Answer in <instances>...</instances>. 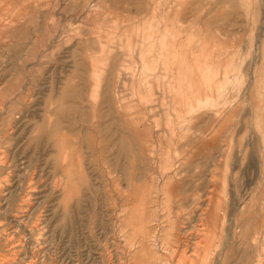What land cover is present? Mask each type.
Wrapping results in <instances>:
<instances>
[{
  "label": "rangeland",
  "instance_id": "rangeland-1",
  "mask_svg": "<svg viewBox=\"0 0 264 264\" xmlns=\"http://www.w3.org/2000/svg\"><path fill=\"white\" fill-rule=\"evenodd\" d=\"M0 85V230L28 262L135 264L139 203L160 264L179 229L212 237L196 264H264V0H0ZM222 183L210 234L192 198Z\"/></svg>",
  "mask_w": 264,
  "mask_h": 264
},
{
  "label": "bare ground",
  "instance_id": "bare-ground-1",
  "mask_svg": "<svg viewBox=\"0 0 264 264\" xmlns=\"http://www.w3.org/2000/svg\"><path fill=\"white\" fill-rule=\"evenodd\" d=\"M27 50V49H26ZM5 54V53H4ZM5 82V81H4ZM3 82V83H4ZM2 83V84H3ZM4 85V84H3ZM0 86H2V85H0ZM4 95V94H3ZM1 100V99H0ZM1 102V101H0ZM13 132V131H12ZM5 135V134H4ZM35 136V135H34ZM62 140V139H61ZM56 141H57V139H56ZM57 146V145H56ZM63 147H65L64 145H63ZM63 147H62V149L60 150V151H62V152H64V154L65 153H67V152H65L64 151V149H63ZM67 147V146H66ZM61 152V153H62ZM5 155V154H4ZM60 155V154H59ZM63 155V154H62ZM66 155V154H65ZM65 155H63L62 157H60L63 161L65 160ZM67 155H68V153H67ZM64 158V159H63ZM68 158V157H67ZM240 159V158H239ZM68 160V159H67ZM243 160V159H242ZM71 161H69V163H70ZM68 162H65V164L64 165H62V168L64 169V168H66V169H68L69 168V166H70V164H69ZM177 163V162H176ZM72 164V163H71ZM173 165H175L174 163H173ZM67 171V170H66ZM66 171H64L65 172V178L68 180V177H69V175H66L67 173H66ZM175 171V170H174ZM68 176V177H67ZM72 178V177H71ZM72 181V180H71ZM5 183V182H4ZM216 185H218V184H214V185H212L211 186V191H208V200H207V202H206V200L204 201V202H200L199 201V199H200V196L198 197V195H194V197L192 198V206H191V208H192V210H191V212L190 213H192V212H194V213H196V210H195V208H199L200 206V208L202 209L201 211H202V214L203 215H205V213L208 215H206L207 217H208V219H206V221H205V219H204V221H205V225H206V227H208L209 229H208V231H209V233L211 234V232L213 233V231L215 232L216 231V228L218 227L219 229H220V231H224L225 230V220H226V214H227V212L230 210L229 209V205H228V199H227V189H225L224 188V185H223V183L220 185V192L218 191V193L216 192V190L218 189V187L217 188H215L216 187ZM215 186V187H214ZM63 187V186H62ZM82 187V186H81ZM210 187V186H209ZM206 188H208V186L206 187ZM79 189H81V188H79ZM6 190H8V189H6ZM63 190V189H62ZM8 193V194H7ZM6 193V195H5V193L4 194H2V199L3 198H5V199H9L10 197H11V195H12V192L11 191H8ZM66 194V192H64V194H63V199H61L62 200V203H61V205H63V207H62V210H63V213H61V214H63L62 215V222H65L66 220H68V218H69V215H70V210H71V205H70V202H68L67 200L68 199H65V197L67 198V196L65 195ZM76 194V193H75ZM206 194V193H205ZM193 195V194H192ZM69 196V195H68ZM206 196V195H205ZM219 197L221 198L220 200H219ZM75 199H76V196H75ZM79 199H80V197H79ZM73 201V200H72ZM4 202V201H3ZM8 201H6V203H7ZM26 202V201H25ZM78 202H80V201H78ZM83 202V201H82ZM2 204V203H1ZM8 205H9V203H7ZM5 205V204H4ZM79 205V204H78ZM84 205V204H83ZM127 205V204H126ZM198 205H200V206H198ZM246 205V204H245ZM21 206V205H20ZM81 206V205H80ZM241 207L243 206L244 207V205H240ZM249 206V205H248ZM247 206V207H248ZM131 207V206H130ZM75 208H76V206H75ZM80 208V207H79ZM82 209H83V207H81ZM245 208V207H244ZM23 209V208H22ZM48 210V209H47ZM242 210V209H241ZM240 210V211H241ZM248 210H249V208H248ZM19 211V210H18ZM80 211V210H79ZM132 218L131 219H133V221H134V223H135V230L137 231V233L136 234H139V236H140V238H139V240H138V246L139 247H141V253L143 254V258H140V257H137L136 258V263L135 264H160V262H162V261H164V259H162V258H160L159 257V255L157 256L156 254H153V253H151V252H149V250L150 249H146L147 247H145L144 248V246H145V244H146V241H147V237H148V227H147V223H148V219L149 218H147V212H146V209L141 205V204H137V207H135V208H133L132 209ZM182 211V210H181ZM200 211V212H201ZM28 212V211H27ZM180 212V211H179ZM234 212V211H233ZM16 213H18L17 211H16ZM21 213V212H20ZM78 213V212H77ZM80 213H82V212H80ZM182 213V212H181ZM23 214V213H22ZM30 214V213H29ZM60 214V215H61ZM183 214V213H182ZM201 214V213H200ZM200 214H197L198 215V217H200ZM230 214V213H229ZM18 215V214H17ZM175 215H176V213H175ZM231 217H232V215H230ZM229 216V217H230ZM15 217V216H14ZM185 217V216H184ZM184 217H182L181 215H176L175 216V221L174 222H172V224H175V222L176 221H182V219H184ZM204 217V216H203ZM202 217V218H203ZM20 218V217H19ZM161 218V217H160ZM172 218V217H171ZM187 218V217H186ZM202 218L201 219H197L198 221H201L202 220ZM205 218V217H204ZM22 219V218H21ZM21 219H19L20 221H21ZM113 219V218H112ZM157 219H159V218H157ZM193 219V218H192ZM231 219V218H230ZM16 220V219H15ZM160 220V219H159ZM196 220V219H195ZM18 220H16V222H17ZM60 221V222H61ZM244 221V220H243ZM254 221V220H253ZM12 222V220L10 221V222H8V223H6V225H8V224H10ZM15 222V221H14ZM40 222V221H39ZM232 222V221H231ZM247 222V221H246ZM21 223V222H20ZM19 223V224H20ZM43 223V222H42ZM42 223H41V225H42ZM158 223V222H157ZM199 223V222H198ZM202 223V222H201ZM200 223V224H201ZM226 223H228V222H226ZM243 223V222H242ZM253 223V222H252ZM13 224V223H12ZM19 224H18V226H19ZM39 224V223H38ZM46 224V223H45ZM64 225H65V223H63ZM67 224V223H66ZM182 224V223H181ZM230 224H232V223H230ZM229 224V225H230ZM22 225V224H21ZM68 225V224H67ZM229 225H228V227H229ZM257 225H259V224H257ZM0 226H1V224H0ZM37 226H39V225H37ZM43 226V225H42ZM42 226H40V228L42 227ZM61 226L63 227V225H62V223H61ZM152 226V225H151ZM155 226V225H154ZM163 226V225H162ZM179 226V225H178ZM177 226V227H178ZM4 227H5V225H4ZM3 227V228H4ZM9 227V226H8ZM14 227V228H13ZM15 227H17V225H13V226H11L10 225V227L8 228V233L7 232H4V231H2V230H0V264H33L31 261H29L28 262V256H27V252L25 253V252H22L21 253V251H20V249H17V248H20L21 247V244L18 242V240H19V238H20V233L18 232V231H16L15 230ZM65 227V226H64ZM11 228H13V229H11ZM43 228V227H42ZM158 228V227H157ZM174 228V227H173ZM205 228V227H204ZM240 228V227H239ZM1 229H2V227H1ZM5 229H6V227H5ZM9 229H11V230H9ZM19 229V228H18ZM32 229V228H31ZM30 229V235L31 236H33L34 234H35V232H36V230H37V233H39V231H40V229L39 228H35L34 229V231L33 230H31ZM44 229V228H43ZM43 229H42V231H43ZM66 229V228H65ZM178 229V228H177ZM201 229H202V227H201ZM201 229H199V230H201ZM231 229V228H230ZM229 229V230H230ZM251 229V228H250ZM256 229V228H255ZM159 230V229H158ZM198 230V231H199ZM226 230H228V229H226ZM63 230H61V232H62ZM65 231V230H64ZM63 231V232H64ZM69 231V230H68ZM179 231V232H178ZM202 231V230H201ZM232 231V230H231ZM230 231V232H231ZM246 231V230H245ZM248 231H250V230H248ZM49 232V231H48ZM183 229H179V230H177V233L174 235L173 234V236H172V238H170L169 237V239H170V241L173 243V244H175L174 245V247L177 249V251H179V252H181L182 254L181 255H183V257L181 256V258H177V256L175 257L176 259H178V260H175V261H173V259H171L170 260V262L171 263H173V264H196L199 260H201L200 258H201V254L203 255V253H205V251H206V249H208V248H210L211 247V244H212V237H211V235H208V233H207V235L206 236H204V237H202V236H200V237H198V234H197V236L196 237H194L193 238V240H192V242H188L187 240H184V238H183ZM205 232V231H204ZM203 232V233H204ZM206 232H207V228H206ZM205 232V233H206ZM228 232V231H227ZM36 233V234H37ZM114 233V232H113ZM171 233V232H170ZM174 233V232H173ZM184 233H187V232H184ZM202 233V232H201ZM202 233V234H203ZM204 233V234H205ZM226 233V232H225ZM239 233V232H238ZM253 233V232H252ZM39 234H43V235H45L44 234V232L43 233H39ZM214 234V233H213ZM220 234V233H219ZM250 234V233H249ZM22 235V234H21ZM25 235V234H24ZM195 235V234H194ZM200 235V234H199ZM216 235H218V234H216ZM245 235H246V233H245ZM244 235V236H245ZM40 236V235H39ZM42 236V235H41ZM50 236V235H49ZM54 236V235H53ZM185 236V235H184ZM213 236V235H212ZM230 236V235H229ZM38 237V236H37ZM246 237H247V235H246ZM256 237V236H255ZM41 238V237H40ZM44 238H46V237H44ZM49 238H51V237H49ZM54 238V237H53ZM186 238V237H185ZM226 239H227V236L225 237ZM231 238V237H230ZM248 238V237H247ZM252 238H253V236H252ZM46 239H48V238H46ZM188 239V238H187ZM25 240V239H24ZM23 240V241H24ZM38 240H39V237H38ZM54 240V239H53ZM52 240V241H53ZM60 240V239H59ZM159 240V239H158ZM189 240V239H188ZM49 241H51L50 239H49ZM48 241V242H49ZM229 241V240H228ZM251 241V239L249 240V242ZM258 241V240H257ZM149 242V241H148ZM241 242V241H240ZM239 242V243H240ZM253 242H256V241H254L253 240ZM44 243H46V242H44ZM67 243V242H66ZM223 243V242H222ZM225 243H227V242H225ZM159 244V243H158ZM171 244V243H170ZM247 244V243H246ZM255 244V243H254ZM74 245V244H73ZM160 245V244H159ZM228 245V244H227ZM224 246V245H223ZM222 246V247H223ZM226 246V245H225ZM255 246V245H254ZM41 247H44V246H41ZM164 247H165V245H164ZM228 247V246H227ZM226 248V247H225ZM159 249H160V247H159ZM163 249V248H162ZM152 250V249H151ZM45 251H47V250H45ZM37 252V251H36ZM39 252V251H38ZM174 252H175V250H172V255L174 254ZM41 253V252H40ZM44 254H47V253H45V252H43ZM242 254V253H241ZM249 254V253H248ZM30 255V254H29ZM207 255V254H206ZM22 256V257H21ZM32 256V255H31ZM34 256H35V253H34ZM219 257V256H218ZM222 257V256H221ZM31 258V257H30ZM29 258V259H30ZM77 258V257H76ZM160 258V259H159ZM226 259V258H225ZM259 259V258H258ZM47 260V259H46ZM45 260V261H46ZM167 260V259H166ZM260 260V259H259ZM264 260V259H263ZM43 261V260H42ZM44 261V262H45ZM53 261V260H52ZM31 262V263H30ZM175 262V263H174ZM202 262V261H201ZM204 262V261H203ZM224 263H225V261H223ZM263 262V261H262ZM41 263H43V262H41ZM46 263V262H45ZM49 263H51V262H49ZM52 263H54V262H52ZM71 263V262H70ZM69 263V264H70ZM167 263V262H166ZM44 264V263H43ZM55 264V263H54ZM170 264V263H169ZM253 264H260L259 262H257V260L256 261H254V263Z\"/></svg>",
  "mask_w": 264,
  "mask_h": 264
}]
</instances>
